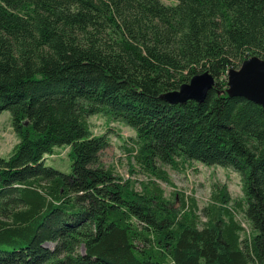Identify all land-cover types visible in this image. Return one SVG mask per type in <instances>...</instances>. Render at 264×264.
I'll use <instances>...</instances> for the list:
<instances>
[{"label": "trees", "instance_id": "trees-1", "mask_svg": "<svg viewBox=\"0 0 264 264\" xmlns=\"http://www.w3.org/2000/svg\"><path fill=\"white\" fill-rule=\"evenodd\" d=\"M254 54L264 0H0V111L18 137L0 155V264H264V107L226 91ZM203 70L202 101L161 96ZM95 113L135 129L140 188L100 160ZM62 144L69 172L45 162ZM188 159L237 171L243 198L221 185L200 213L166 196L158 162Z\"/></svg>", "mask_w": 264, "mask_h": 264}, {"label": "rangeland", "instance_id": "rangeland-1", "mask_svg": "<svg viewBox=\"0 0 264 264\" xmlns=\"http://www.w3.org/2000/svg\"><path fill=\"white\" fill-rule=\"evenodd\" d=\"M173 3L175 0H163ZM90 128L94 134L106 133L108 145L101 151L100 160L112 166L115 171L124 177H131L135 180L136 188H140L141 181H146L150 176L131 156L130 146L136 137L135 129L117 119H112L106 115L95 113L88 116ZM18 137L11 125V114L9 110L0 111V155L7 156L11 151ZM68 144L56 145L51 154L46 155L47 164L58 167L59 169L70 171V158ZM169 174L172 184L164 180H158L164 189L166 196H174V192H184L195 197L198 211L208 204L213 191L221 185L226 186L230 194V204L235 200L243 198L242 180L240 174L231 167L219 164H205L197 159H188L183 164L173 167L170 164L158 162ZM153 178V176H150ZM237 218L250 231L248 221L243 214L238 212ZM52 246L51 241L45 243Z\"/></svg>", "mask_w": 264, "mask_h": 264}, {"label": "water", "instance_id": "water-1", "mask_svg": "<svg viewBox=\"0 0 264 264\" xmlns=\"http://www.w3.org/2000/svg\"><path fill=\"white\" fill-rule=\"evenodd\" d=\"M229 95H242L264 107V58L254 54L244 58L238 67H230L226 72ZM214 76L203 70L191 75L177 88L161 93L169 102H181L189 98L202 101L214 85Z\"/></svg>", "mask_w": 264, "mask_h": 264}]
</instances>
